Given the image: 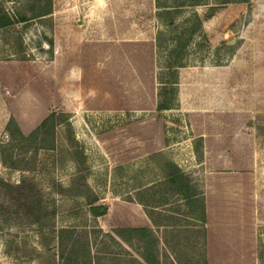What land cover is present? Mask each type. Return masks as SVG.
I'll list each match as a JSON object with an SVG mask.
<instances>
[{
  "label": "rangeland",
  "instance_id": "374dc122",
  "mask_svg": "<svg viewBox=\"0 0 264 264\" xmlns=\"http://www.w3.org/2000/svg\"><path fill=\"white\" fill-rule=\"evenodd\" d=\"M0 9L15 18L0 27V264H151L145 237L115 231L138 225L155 264H264V0ZM78 35L98 109L63 78L81 61ZM51 111L35 139L15 130L28 135ZM79 174L103 214L65 193Z\"/></svg>",
  "mask_w": 264,
  "mask_h": 264
},
{
  "label": "trees",
  "instance_id": "16d2710c",
  "mask_svg": "<svg viewBox=\"0 0 264 264\" xmlns=\"http://www.w3.org/2000/svg\"><path fill=\"white\" fill-rule=\"evenodd\" d=\"M228 1H233V0H221V2H228ZM215 5H213L212 9H214ZM176 9V8H174ZM164 13L168 15L169 22H173V14L175 11L172 10L171 8H166L164 9ZM195 22L193 23V26L190 28V32L192 33L194 30L198 28V26L201 24L202 18L198 15H195ZM18 20H26L27 18L25 16H20L18 17ZM15 21V18L13 15L10 14L7 10H1L0 9V27L7 26L9 24H12ZM190 33V34H191ZM185 33H182V36H180L182 39L179 40L180 45H185L188 41V38L190 35H185ZM165 106V103L159 102L158 107L163 108ZM54 116V111H51L41 122L38 126H36L28 135H24V133L20 130V128L16 125L15 130L17 133L22 136V137H29L35 139V136L39 132V129L41 126L46 125V123ZM11 126H15L14 122L12 120H9L8 122V127L10 128ZM166 176L169 178L170 182L173 184H179V189L183 190L184 184L182 183V177L180 174V170L175 167L169 165L167 171H166ZM7 185H10L9 183H6ZM21 183H18L16 186H14L15 189H19L21 187ZM65 193L71 194V195H81L83 196L86 200V203L89 205V211L93 216H98L106 212V206L102 203H95L98 200L97 195L94 193V191L91 189V187L88 185L85 176L84 175H77L76 178L72 181L71 185L65 189ZM185 192V191H184ZM13 197L17 198L16 196L13 195ZM15 201V200H14ZM16 202V201H15ZM121 237L124 239H129L132 236H139V237H145L147 240V245L144 251V258L151 264H155V259L152 255L151 249H149V245L152 244L153 239L151 237V232L150 228L147 226L143 225H138V226H125V227H118L115 230ZM75 264V263H74ZM78 264V263H76Z\"/></svg>",
  "mask_w": 264,
  "mask_h": 264
},
{
  "label": "crops",
  "instance_id": "0c3cea01",
  "mask_svg": "<svg viewBox=\"0 0 264 264\" xmlns=\"http://www.w3.org/2000/svg\"><path fill=\"white\" fill-rule=\"evenodd\" d=\"M78 42H79V48H77L76 52L79 51L80 57H82L81 61L77 60V62L76 61L74 62L73 60V62L71 63V67L67 68L66 73H63V78L66 81V83L70 84L71 91L72 90L77 91V89L79 90V92L78 91L77 92L80 94V99H81L80 104H84L88 108L98 109L101 106L95 105V102L93 99L94 90L90 91L89 93H86L89 90L88 88L92 85V83L91 84L89 83V78L94 77L97 74L94 69V67L96 66V63H94L93 59H91V61H87L88 63H91V64H90L88 75L86 73L87 79L84 81L83 78L85 79V70H84V65H83V54H84L83 50L87 51V48L89 45H88V42L85 41L84 37L81 35L78 37ZM92 44L90 48L93 47ZM93 48H98V46L95 45V47ZM93 86L96 87L95 84ZM74 87L76 89H74ZM66 89L67 88H64V89L59 88L57 89V93L58 94L65 93Z\"/></svg>",
  "mask_w": 264,
  "mask_h": 264
}]
</instances>
